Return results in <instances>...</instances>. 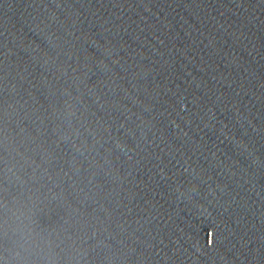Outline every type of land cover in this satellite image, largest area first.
Returning a JSON list of instances; mask_svg holds the SVG:
<instances>
[{"label":"water","instance_id":"95a60500","mask_svg":"<svg viewBox=\"0 0 264 264\" xmlns=\"http://www.w3.org/2000/svg\"><path fill=\"white\" fill-rule=\"evenodd\" d=\"M0 264H264V0H0Z\"/></svg>","mask_w":264,"mask_h":264}]
</instances>
